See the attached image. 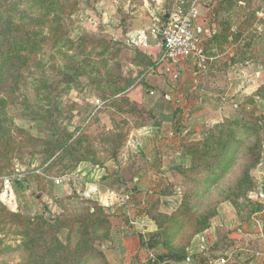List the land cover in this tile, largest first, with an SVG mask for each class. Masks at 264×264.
Returning a JSON list of instances; mask_svg holds the SVG:
<instances>
[{
	"label": "rangeland",
	"instance_id": "obj_1",
	"mask_svg": "<svg viewBox=\"0 0 264 264\" xmlns=\"http://www.w3.org/2000/svg\"><path fill=\"white\" fill-rule=\"evenodd\" d=\"M173 2L198 11L199 44L228 39L141 80L122 40L97 44L156 1L0 0L7 28L35 30L0 35L34 52L0 75V264H264V0Z\"/></svg>",
	"mask_w": 264,
	"mask_h": 264
},
{
	"label": "built area",
	"instance_id": "obj_2",
	"mask_svg": "<svg viewBox=\"0 0 264 264\" xmlns=\"http://www.w3.org/2000/svg\"><path fill=\"white\" fill-rule=\"evenodd\" d=\"M161 12L169 13L166 21H162ZM198 20L199 13L194 7L187 11H183L178 6L174 7L172 11H164L162 9L158 14L153 15L151 26L146 31H140L135 37L130 38V43L145 48L148 46L149 35L158 46V50L161 49V46L164 47L162 59L166 64L181 63L188 56H196V59L200 61L198 65L203 66L205 57L203 46L199 44L197 37ZM159 34H161V37L158 36ZM169 70L170 68L167 67L166 71ZM2 188L3 195L11 191L9 178L3 180ZM153 260L151 258L149 262L155 263ZM228 262V255L205 259L204 261L192 256H186L182 259L164 260V264H228Z\"/></svg>",
	"mask_w": 264,
	"mask_h": 264
},
{
	"label": "trees",
	"instance_id": "obj_3",
	"mask_svg": "<svg viewBox=\"0 0 264 264\" xmlns=\"http://www.w3.org/2000/svg\"><path fill=\"white\" fill-rule=\"evenodd\" d=\"M232 1H235V0H217V2L215 4V9H214L215 12L216 13L218 12V10L220 9V7L223 3L232 2ZM165 5H166V0H164L163 6H162V9L164 11H172V9L174 7H176V6L180 7L179 3H176V2H173L170 6H168V8H164ZM2 9H3V7L0 6V11ZM183 11H187V10H183ZM29 15L33 16V14H31V13ZM11 16L12 17L8 16L6 18V21H10V19H14V16L13 15H11ZM160 17H161L162 21H166V18L164 17L163 13L160 14ZM23 20L24 19H22L20 24L18 23V21H16V22L10 21L9 26L7 28L4 25L3 21L0 19V35L3 34L4 32L8 31L9 33L13 34L12 37H16V40L20 39V40H23L24 42L28 43L29 40L32 39V36L34 35L35 30L33 29V25L31 23L28 24L25 21L23 22ZM19 26H22V28L15 29V27H19ZM227 33H229L228 27L222 28L220 32L219 31L215 32L207 41H204V40L202 41L201 44L203 46V49L205 50V44L206 43L213 42L214 40H218L220 37L222 38V40L226 41L228 39ZM158 36L161 37V34H159ZM240 36H241L240 33H234V40L237 41ZM120 44L121 43L118 40L113 41V40L108 39L107 41L106 40L100 41L97 44V47H100L102 54H105V52H107L109 49H111L113 45L117 46ZM18 49L19 48L17 47L14 40L7 41L4 44H2L1 40H0V75L6 74L7 77L10 76V79H14L15 73L18 70L17 67H14V66H17L15 63H19V61H26L24 63L27 64V63H29L28 61L32 59L34 52L31 51V49H24L23 52L19 51ZM132 51L142 58L141 62L143 63L144 70L142 71L141 76H140L141 80L143 79L146 72L148 73L149 71H155L163 62V59H162V55L164 53V47L163 46H161L160 52H159L158 56H156L155 58H153L151 55H149L145 52L138 50L137 48H133ZM108 52H110V51H108ZM113 55L114 54H112V57H113ZM11 64L13 67L10 66ZM9 73H10V75H9ZM99 78H103V80H105V81L123 80V77L121 75L114 74V73H111L109 71L104 73L103 76L100 75ZM132 81H134V80L132 79ZM144 85L147 88V90L150 88V86L145 82H144ZM6 141H5V138L2 139V142L5 143ZM167 258L168 257H163L162 259L165 260ZM208 259H210V258H208ZM201 260L204 261L205 259L201 258ZM150 264H155V263H150Z\"/></svg>",
	"mask_w": 264,
	"mask_h": 264
},
{
	"label": "crops",
	"instance_id": "obj_4",
	"mask_svg": "<svg viewBox=\"0 0 264 264\" xmlns=\"http://www.w3.org/2000/svg\"><path fill=\"white\" fill-rule=\"evenodd\" d=\"M143 1H146L147 0H143ZM152 1H156V5L155 6H152L151 9L147 7V10L149 9L148 13H149V18L147 20V22L145 21L144 25L140 26V27H136V26H129L127 27L128 25H125L124 22H123V29L125 30H122V33L124 36L122 37V39H119L117 37L115 38H110L109 40H113V41H117V40H122L121 42L126 45L127 47H129L131 50H133V48H137L138 50L142 51V52H145L149 55H151L147 50L149 47H157L158 46L155 44V42L152 40V38H150V36L148 35L149 39H148V46L143 48L141 47L140 45H136V44H131L130 43V38H133L137 35V33H139L140 31H146L152 24L153 22V15H156L158 14L161 10H162V6H163V3H164V0H152ZM145 5V4H144ZM127 19H125L124 21H126ZM134 20V19H133ZM143 28V29H142ZM160 50L157 49V54L156 56H158ZM153 58H155L156 56H153L151 55ZM98 102V101H96ZM96 104V103H95ZM101 198V197H100Z\"/></svg>",
	"mask_w": 264,
	"mask_h": 264
},
{
	"label": "water",
	"instance_id": "obj_5",
	"mask_svg": "<svg viewBox=\"0 0 264 264\" xmlns=\"http://www.w3.org/2000/svg\"><path fill=\"white\" fill-rule=\"evenodd\" d=\"M168 16H169V13H168V12H165V13H164V17H165V18H168ZM171 259H175V257H171Z\"/></svg>",
	"mask_w": 264,
	"mask_h": 264
}]
</instances>
